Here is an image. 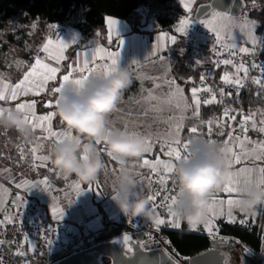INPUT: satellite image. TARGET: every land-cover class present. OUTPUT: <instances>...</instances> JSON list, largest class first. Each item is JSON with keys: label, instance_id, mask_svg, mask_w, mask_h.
<instances>
[{"label": "snow or ice", "instance_id": "snow-or-ice-1", "mask_svg": "<svg viewBox=\"0 0 264 264\" xmlns=\"http://www.w3.org/2000/svg\"><path fill=\"white\" fill-rule=\"evenodd\" d=\"M183 8L186 10L188 14L193 12V6L196 3V0H181ZM209 19H201L199 23L203 24L206 29L212 33L213 38L216 44L221 45L223 47H235L234 44L229 45L226 43L225 33L230 32L234 26H238L241 31H247L248 40L251 42L253 46L257 44L264 45V37H257L255 34V29L259 26L258 22L251 19H243L238 20L235 17L229 15L228 12L217 11L216 9H212L209 14ZM197 22V21H196ZM193 20L190 15L185 16V18L180 19L178 26L175 27L174 31L177 34L186 36L191 25L193 24ZM120 24V21L109 18L107 20L108 27V43H112V35L113 32H116L119 35V31L117 26ZM33 28L36 25L32 26ZM55 28V25L51 26ZM167 40H170L172 44L176 43L177 36L171 35L168 36L165 34ZM164 39V37H161ZM72 44L78 43V40L74 37L71 41ZM124 46L123 39L118 40V49L116 51H109L105 47H96L92 54V61H104L103 64L93 63L90 65L89 59H84L83 64L78 66V62H72L68 65V71L66 74H63L61 79V83L56 84L52 88H48L49 82L57 81L58 74L61 73V64L62 61L67 59L65 54V49L69 47V43L65 42V40L57 38L55 41L51 38H48L46 42L42 44V47L39 49L41 54H44V58H41V55H35L32 58V63L28 64L24 61H15L14 64L17 69L20 68L21 65L25 67V71L21 74V78L18 79L17 82L11 84L8 82L9 77L5 76L4 73H0V83H2V87H0V114L3 113L5 108H15L17 111L24 113L29 120V124L32 127L33 131L39 129L42 136L37 137V141L46 140L52 141V145L62 142L66 139H70L73 137V132L69 130L67 127L64 128H53V121L57 116V107L59 105V101L63 99L65 87L68 84H72L75 86H83L94 74L103 73L110 74L115 68L121 67V53ZM166 50V44L161 45L158 44L151 52V55L156 58V60L160 62L165 61V56L163 55V51ZM215 50V49H214ZM239 51L248 53L249 48L243 47L240 48ZM48 61V62H46ZM54 62V65L53 63ZM139 61L136 59L131 60L132 65L138 64ZM223 64L225 65H233L235 68V73L225 72L222 76V80L224 83L232 85L236 88L237 95L239 91L245 87L244 78L247 77L249 68L246 67L243 63L233 64V61L230 59L223 60ZM252 67L254 69H259L260 76L257 78H253V83L260 86L264 89V65H255ZM240 73L244 74V78L241 77ZM73 74H79V78L73 79ZM201 80H204V77H201ZM165 83L169 86V91L164 95L163 98L155 96L151 91H149L148 96L145 98L147 101H158L159 104L165 105H173L177 109H182V111L191 110L192 118L199 119L200 118V110L202 105H211L214 103H223V101L217 100V91L211 87H196L193 86L190 89L191 102L189 103L187 96L184 94L183 88L177 83V81L173 78L170 80H165ZM194 83V82H193ZM160 84L156 83L155 88H159ZM143 90V89H142ZM201 93H209V98H202ZM42 94H50L55 97L54 100H46L41 102V107L49 109L47 113H37L36 105L37 101L33 100H22L21 97L31 96H40ZM220 95H225L224 90H219ZM227 95H231V93H227ZM181 101L183 102V106L181 105ZM15 102V103H12ZM140 103V101H136ZM8 104L10 106H3ZM153 108L156 111H162L163 109L158 106V104H153ZM121 109L117 107L113 113L120 112ZM256 112L260 113V119H256ZM256 112H249L247 115H244L242 112L238 113L236 109L229 108L225 106L222 110L221 116L219 117H209L206 121H202L205 124V127L208 131V136L211 137L213 135L212 129L215 124V127L220 130L218 132L219 135L225 136V140L223 143H226L230 146L231 152V162L230 167L233 169V165H240L242 163V155L244 157L252 158L254 160H264V141H251L247 136V132L251 130L258 131L264 134V110H256ZM110 114V133L112 132H124V133H132L135 135L143 136L145 142V152L143 157L139 160L138 166L141 168H147L150 172V176L148 177V183L151 185L152 183H158L161 187L164 188L165 191L175 192L174 189H167V182L170 178V175L174 173V164L175 162L180 161L181 159H186L188 155H182L181 145L184 150L189 149L192 139H189L187 142L182 143L180 139V134L183 130V120L185 117L182 115L180 117V122L174 126L175 137L171 142L167 140H161L158 135H154L151 132L144 133L136 130H129L125 127L123 130L117 129L115 127V121L112 119ZM242 115L243 118L238 122L239 130L241 135H237V129L235 127V123H237V115ZM229 122H233L232 127H228ZM61 125H64L61 121H59ZM250 124V127H249ZM228 128V132L225 133L221 129ZM190 133L196 134L198 132L197 126H192L189 129ZM168 135H171V131H169ZM215 142L214 139H204ZM245 142L249 144H255V147L250 151L245 148ZM98 147L104 145L100 141H96ZM51 145V146H52ZM175 145V146H173ZM238 146V147H237ZM43 148L42 144L37 142H32L27 149V153L25 152V147L20 145L18 147V153L20 155L21 160H25L27 155L30 154L32 157L31 167L39 168L44 167L49 171L60 172L57 168H49L50 161V152L42 153L41 149ZM104 155H106L109 160L115 162L117 167H113L112 171L116 173H120L126 169V163L124 161L117 160L110 153L107 152L106 147L100 148ZM156 150H159V155L154 156L152 159H149V156ZM161 156H166L171 159L162 160ZM104 172L108 171V165L105 163ZM138 175V174H137ZM65 178L67 176L64 175ZM97 181V180H96ZM43 184L45 186L48 185V180L44 179L39 182L33 183L28 180H24L21 183H15L16 189H24L29 193L33 190V188L40 187ZM74 186L77 193H81L84 191L82 185L74 181ZM97 187H99L97 181ZM258 187L264 188V167H240L232 171L231 176L229 177L227 183L224 185L223 193H226L228 198L226 200L227 210H228V221L235 222L233 217V210L236 209V205L238 203L239 197L243 194L244 190L249 187ZM45 190V189H41ZM87 190H92L91 185H89ZM219 193H214L208 203V215L207 219L204 221L203 227L205 231L209 234L213 232V224L212 220L209 219V215L213 218L216 213L214 211V206L218 203L221 207L225 204V200L219 199ZM137 194L138 190H137ZM148 198L150 200V209L153 214L156 215V219L154 220V226L159 229V226L164 225L166 220L161 218V209H166V215L171 217L170 220L167 221L172 227L179 228L181 227L180 219L177 217L174 207L177 203L176 193L164 196L159 192L155 194H149ZM159 201V203H158ZM170 201V203H169ZM27 201L19 194H17L15 201H12V206L14 209H19L20 207H25ZM0 209H4V202H0ZM223 212L221 211V215ZM19 216V212L16 213ZM51 215L53 220L61 221L65 215V210L60 208L58 205L53 204L51 206ZM5 222H14L13 217L3 216L0 217V225H3ZM131 223V220H129ZM240 223H246V220H240ZM197 230V228L193 229V231ZM47 231L49 233L57 231V229L53 226H50ZM27 240V237H25ZM123 244L126 246L129 252L133 251V242L132 237L125 234L123 236ZM0 243H3L0 241ZM45 243L48 245H52L51 239H46ZM143 247V244H141ZM23 246H21L22 248ZM34 247V246H33ZM245 251H249V249H245ZM17 254L24 255L23 251H19ZM0 264H3L0 261ZM174 264H177L174 261Z\"/></svg>", "mask_w": 264, "mask_h": 264}, {"label": "clouds", "instance_id": "clouds-1", "mask_svg": "<svg viewBox=\"0 0 264 264\" xmlns=\"http://www.w3.org/2000/svg\"><path fill=\"white\" fill-rule=\"evenodd\" d=\"M132 84L131 74L124 67L110 74L97 73L83 86L68 84L56 109L60 121L73 133L72 138L49 149L52 165L63 175L75 176L77 182L91 184L104 170L105 161L96 141L102 142L108 153L125 163L139 161L145 152L143 136L132 133H110V114L120 104L124 92ZM0 128L15 130L29 140L33 130L28 117L15 108H5L0 114ZM230 146L204 139H193L191 155L174 164L177 203L174 211L189 230L198 228L207 219L208 203L214 193L223 191L232 174ZM137 186L135 173L126 169L116 176L112 199L130 218L153 219L148 196L133 198ZM264 209V188L244 190L236 210L256 216Z\"/></svg>", "mask_w": 264, "mask_h": 264}, {"label": "crops", "instance_id": "crops-1", "mask_svg": "<svg viewBox=\"0 0 264 264\" xmlns=\"http://www.w3.org/2000/svg\"><path fill=\"white\" fill-rule=\"evenodd\" d=\"M211 0H196L195 5L193 6V12L191 14H188L186 12V10L183 8V5L181 3V0H179V3L181 5V7L184 9L185 14L181 15L179 17V19L177 20V22L169 29H162V30H155V28L149 26V25H145L141 31H133L131 25L119 18H114V17H107L105 20V25L100 28L99 30H97L95 33H93L90 36H84L81 31H79L77 28H75L72 24L68 23V24H59V23H54V24H48L44 21L41 20H36L34 22H40V27L37 29V27L35 28L34 31L30 32L29 27H22L21 29H19L17 32H11L14 33L16 35L19 34V36H21V39H19L20 41L22 40V45H29V51L23 54V61L28 64L32 63V58L35 55H41V58H44V54H41L39 52V49L42 47V44L44 42H46V40L48 38L53 39L54 41L57 38L63 39L65 40V42L69 43V47L67 49H65V54L67 56V59L62 61L61 64V71L62 69L64 70L63 74H66L68 71V65L71 64L72 62H78V66L83 64L84 59H89L90 61V65H92L93 63H100L103 64L104 61H96L93 62L91 57L92 54L94 52V49L96 47H105L107 48L109 51H116L119 50L117 45H118V40L119 39H123L124 41V46L122 49V53H121V67L126 68L130 74H131V79L132 82L138 83V82H145V81H158L159 79H161V76H164L166 79L170 80V79H176L177 76V70L179 67V64L181 62V60L185 57L188 56L191 60V63H193L195 61V58L200 61L201 63H199V66L204 67L205 63H208L210 61V59L213 58V51H212V41L210 39V37H213L212 33L209 32L206 27L199 23V20L201 19H209L210 16L209 14L211 12H209L205 17L201 18V19H196L195 17V13L196 10L198 8L199 5L201 4H205L210 2ZM243 1V8L241 10L240 13L238 14H230L232 17L237 18L238 20H243V19H251L247 14H243L242 11L246 5L245 0ZM217 10V9H216ZM219 11V10H217ZM223 12V11H221ZM190 15L191 19L193 20V24L191 25L188 33L186 36L180 35L175 33L174 29L176 26H178L179 20L185 18V16ZM109 18L115 19L120 21V24L117 26V29L119 31V35H117L116 32H113L112 35V43L109 44L108 43V27H107V20ZM253 20V19H251ZM197 21V22H196ZM33 22V23H34ZM55 25V28H52L51 26ZM233 31L231 30L230 32L225 33V37H226V43H228L229 45L234 44L235 47H228L234 50L239 51L240 48L243 47H248L249 48V52L248 53H244L242 52L245 56H249V55H253V53L256 51L257 49V45L253 46L251 44V42L246 41L245 38H239V40H237L238 37V33L241 32V29L238 26H234ZM246 31V30H245ZM243 31V32H245ZM247 33V31H246ZM38 34V35H37ZM165 34H167L168 36L171 35H176L177 36V40L175 44H172L170 40H167ZM255 34L257 37H260L257 33V28L255 29ZM39 36V39L38 37ZM76 38L78 40V43L72 44L71 41L73 40V38ZM161 37H164V39H161ZM15 39H17V36H15ZM234 39V40H233ZM20 41H17L20 42ZM188 42L187 44L189 45L188 47L184 46V42ZM165 45L166 44V50L163 51V55L165 56V61L164 62H160L158 60H156V58L154 56L151 55L152 50L158 45ZM33 45V47H32ZM186 49L187 54H185V56H181L182 58H177V60L175 61V59L172 58V56L179 54L181 49ZM241 52V51H240ZM191 53V56H190ZM195 57V58H193ZM136 59L137 61H139L138 64L136 65H132L131 64V60ZM48 62V61H46ZM54 65V62H52ZM210 64V63H209ZM55 66V65H54ZM205 68V67H204ZM208 69V68H207ZM26 69L24 68L22 73L25 71ZM169 71V73H167L166 75L164 74L166 71ZM224 71L228 72V73H235V68L233 67V65L229 66L228 70ZM62 74V75H63ZM241 74V73H240ZM62 75L60 76V73L58 74V77L60 76V78L62 77ZM210 75L212 76V81H214V73H210ZM178 77V76H177ZM259 77V76H258ZM59 78V83H61V79ZM73 79L79 78V74H73L72 76ZM257 78V77H254ZM184 78H179L178 82H180L182 85L184 84L183 81ZM192 79V77H191ZM220 79V78H219ZM15 82L12 81V84H14ZM53 83V82H49ZM191 83V81L185 85L184 88V92L188 98V100L191 102V95L189 93V89H188V85ZM0 87H2V83H0ZM48 84V85H49ZM255 84V83H253ZM188 89V92H186V89ZM36 97V96H35ZM22 100H33L35 99L34 96H27V97H21ZM55 99V98H54ZM36 100V99H35ZM15 103V102H12ZM3 106H10L8 104H5ZM204 105L201 106V110L200 113L202 112V107ZM36 112L37 113H43V112H39L37 110L36 107ZM46 113V112H44ZM257 114V113H256ZM189 119H194L191 117H188L186 120V126H187V121ZM141 124V123H140ZM139 124V125H140ZM138 125V126H139ZM142 125V124H141ZM135 127V128H138ZM143 127V125H142ZM191 127V126H190ZM53 128L55 129V122L53 121ZM64 129H66V127H63ZM0 135L3 134V136H6L7 138L11 139L10 137V133L9 130L0 128ZM252 132V131H251ZM37 134L38 136H42L43 133H41V131L39 129H37V131H33V135ZM74 135V133H73ZM183 137H184V131L182 133ZM252 135L254 136L255 133L252 132L250 134V136H248L250 138L251 141H254L252 138ZM32 137V136H31ZM186 139V138H185ZM30 142L29 140H24V138L21 139V143L26 144V142ZM48 142V141H47ZM17 143V142H14ZM246 145H248V148L253 145V144H249L247 142H245V148ZM100 149V147H98ZM191 148V146H190ZM251 150V148H250ZM101 155L105 161V163H107L108 165V171L104 172L102 171L101 174L99 175V178L101 177V180L104 181V186H105V190L107 192H104V188H102L101 184V190H103V192L105 193V197L108 196L109 199L106 200L105 203H107L109 206L107 208H109L108 210H106V205H103L105 203L101 202L100 199H95L97 198L95 196L96 193H94V188H92V190H87L88 193H77L75 186H74V181H77V178H74L75 176H69L67 178L64 177L63 174H60L58 172H54V171H49L46 168H39L37 172H34L31 175L32 180L31 182L36 183L39 182L41 180L47 179L48 180V185L45 186L43 184L40 185V187H36L33 188V190L29 193L27 190L22 189L21 192L23 194V197L25 198V200H36L39 201L41 203H43V205H45L46 209H47V213L50 217H52L51 215V206L53 204L58 205L60 208H63L65 210V215L63 217V219L61 220V222H64V224H66L69 228H75L78 227L80 225L86 224L88 225L90 228H92L96 233H100L104 228H105V224L103 222V217H106L107 220L109 219H113L112 216V210L111 209V199L112 196L114 195L115 192V188H116V176L118 175V173L113 172L112 168L113 167H117V165L115 164V162L109 160V158L103 154V152H101ZM159 155V150H156L152 153L151 156H149V159H152L154 156ZM105 156V157H104ZM243 160L242 163L240 165H233V170L240 168V167H264V161L260 162L259 164V160H254L252 158H246L244 156H242ZM162 160H167V159H171L168 158L166 156H161ZM138 162H129L126 163V169H131L136 176L137 179V186L133 192V198H136L137 194V190L138 193L141 194L143 191L147 190L151 185H149L148 183V177L146 175V169L147 168H141L138 166ZM173 163H175V161L173 160ZM49 168H55L52 166V163L49 164ZM125 169V170H126ZM124 171V170H123ZM138 174V175H137ZM111 178L114 183V185L111 187L110 183H111ZM0 183L5 187V198L4 201H6V198L8 197V194L10 193L12 187H14L11 183H9L8 181L4 180L3 178H1L0 176ZM92 184V183H91ZM91 184H85L82 183V185L88 186ZM2 187V188H4ZM92 187V186H91ZM41 189H45L44 191ZM65 194V196H64ZM226 193H224L221 196H225ZM87 196V197H85ZM35 198V199H34ZM99 204L101 205V207H99ZM124 213L121 212L118 215H123ZM246 216H248L249 218H247ZM257 217H255L256 220H253L254 217L249 216V215H244L241 214L240 212L237 214H233L234 220L235 222H231V223H239L245 226H254V225H258L261 226L262 228V232H263V242H264V209H261L259 214L256 215ZM116 218V217H115ZM119 218H116L115 220H118ZM224 219L226 221H228L227 218H221ZM219 219V220H221ZM218 220V221H219ZM240 220H246V223H240ZM181 223V227L176 228L174 227L173 229H183L184 225H186L185 223H183L180 220ZM187 227V225H186ZM188 229V227H187ZM189 230V229H188ZM191 232H198V233H205L208 236H210L211 238L214 237V235H211L209 233H207L205 231V229L203 228V225L201 224L197 230L193 231V230H189ZM218 232H219V227H218ZM225 240L228 241V237H224L222 236ZM216 238V237H214ZM222 238V239H223ZM244 249H248L245 247H241ZM249 252H252V254H254V256H256V258H259L257 260V264H264V259H262L261 256L264 255V243L262 245V248L259 252H255L251 249H249Z\"/></svg>", "mask_w": 264, "mask_h": 264}, {"label": "trees", "instance_id": "trees-1", "mask_svg": "<svg viewBox=\"0 0 264 264\" xmlns=\"http://www.w3.org/2000/svg\"><path fill=\"white\" fill-rule=\"evenodd\" d=\"M246 5L242 13L247 14L251 19L258 22L257 33L261 37L264 35V0H245ZM147 6L156 15L157 25L155 30L169 29L185 14L179 0H0V32L6 29L9 21L14 17L25 12V21L32 23L36 20L44 21L48 24H72L84 36H90L105 25L107 17H114L128 22L133 31H141L147 25L143 17L139 14L140 7ZM8 41L15 42L19 47L22 46V40L16 42L15 34L7 35ZM7 48V44L4 46ZM8 49V48H7ZM254 55L258 60L264 61V50L258 49ZM191 60L185 56L178 67L177 76L180 78L192 77L198 78L201 71L207 67L199 66L193 68ZM209 73H214V81L217 82L223 72V67L213 69L208 67ZM64 73L62 69L60 76ZM57 81L50 83L48 88H52L59 84ZM260 76V75H259ZM253 79V78H252ZM135 82H132L130 88H134ZM186 89V88H185ZM188 92V89H186ZM37 101V110L39 112H48L49 109L41 107V102L46 100H54V96L50 94H42L34 97ZM256 110H264V89L251 83L248 87L245 100V113L256 112ZM220 108L214 104L204 105L199 119H189L186 128H189L194 121H206L209 117H219ZM259 114V112H256ZM58 115L54 119L56 128L66 127L59 123ZM207 129V128H206ZM225 132L224 129H221ZM220 130L213 126L211 137L206 132V137L220 142L224 136L218 134ZM1 133V132H0ZM11 139H14L15 130H9ZM252 133V132H251ZM18 134V133H17ZM75 134V133H74ZM187 129L184 131V137H193ZM1 138L6 139L5 136ZM104 147V145H101ZM105 157V156H104ZM13 188V187H12ZM99 207L101 205L99 204ZM105 228L96 233L99 241L111 239L120 235L124 226L119 220L103 217ZM219 233L224 237L232 239L235 246H241L259 252L263 245V232L261 226L254 225L252 227L239 223H231L224 219L218 221ZM166 245L167 250L177 259L182 261V256H194L210 247L211 237L205 233L191 232L184 225L183 229H163L158 234ZM233 248V249H234ZM108 263L109 260L105 259Z\"/></svg>", "mask_w": 264, "mask_h": 264}, {"label": "built area", "instance_id": "built-area-1", "mask_svg": "<svg viewBox=\"0 0 264 264\" xmlns=\"http://www.w3.org/2000/svg\"><path fill=\"white\" fill-rule=\"evenodd\" d=\"M138 12L143 17L147 25L153 28L156 27V15L150 10L149 7H140ZM261 37H264V35ZM213 44L215 45V50L213 51L212 61L216 67H224L225 69V67L228 65L223 64V60L230 59L233 61V64L243 63L249 68L248 75L246 78H244L245 87L242 88L237 95L236 88L232 85L224 83L222 80V76L225 73L224 70L220 76V79L217 82H213L210 73L207 71V69H204L201 71L198 78H192L191 83L188 85L189 93L193 86L198 88L211 87L217 91V100L223 101V103H214V105L220 108L221 113L223 108L227 106L229 108L236 109L238 113L242 112L244 115H247L245 113V100L248 87L252 83V77L260 75L259 69H254L252 65H264V61L258 60L254 55L258 48L253 53V55L245 56L240 51L216 44L215 40ZM191 66L193 68L198 67V65L195 64H191ZM201 77H204V80H201ZM220 89L224 90L225 95L222 96L219 94ZM227 93H231V95L229 96ZM200 95L202 98L210 97L209 93H201ZM242 118V115H237V123H235L237 135H241L238 122L242 120ZM202 121L203 120H196L191 125L198 127V132L194 134L195 138L209 139L206 137L207 129ZM232 126L233 122H229L228 127ZM224 130L225 133L228 132V128H224ZM250 130L247 132V135ZM224 140L225 136L219 143H223ZM182 155L190 156L191 148L188 151H182ZM146 175L147 177L150 176L148 169H146ZM167 189H174L175 192L165 191L164 188L158 183H152L147 190L143 191L141 194H138L136 198L139 196H148L149 194H155L157 192L164 196L175 194L178 188L177 184L174 182V173L171 174L170 178L168 179ZM17 194L23 197L22 192L19 189L13 187L9 197L5 202L4 209L0 211V217L9 216L14 218V222H5L3 225H0V241L3 242L0 243V261H2L3 264H32L33 261L37 260L40 262V264H50L55 259L62 257L72 251L87 248L99 242L96 232L88 225L83 224L75 228H69L66 224H64V222L53 220V218L48 215L45 205L39 201L29 199L27 200L25 207L14 209L12 206V201H15ZM223 194L224 193L221 191L219 196ZM17 211L19 212V216L16 215ZM153 217V219H145L143 217L130 218L123 214L118 220L124 226L122 233H131L134 235L140 245L143 244V247H146L150 244L155 245L157 242H160L162 247L167 249L165 246L166 244L161 239H159L158 234H160L163 229L174 228L169 223H167L171 217L166 215V209H161V218L165 219L166 223L159 226V229H157L153 223L156 219V215L153 214ZM129 220H131V223ZM50 226L55 227L57 231L49 233L47 229ZM139 234H144L145 237L143 239L138 238L137 236ZM25 237H27V240H25ZM46 239L52 240L53 243L51 246L45 243ZM21 246L23 247L21 248ZM19 251H23L24 255L17 254ZM189 259V256H182L183 262H188Z\"/></svg>", "mask_w": 264, "mask_h": 264}, {"label": "rangeland", "instance_id": "rangeland-1", "mask_svg": "<svg viewBox=\"0 0 264 264\" xmlns=\"http://www.w3.org/2000/svg\"><path fill=\"white\" fill-rule=\"evenodd\" d=\"M25 12H21L20 15L14 17L13 19H11L9 21L8 26L6 27V29H4L3 31L0 32V73H4L5 76L9 77L10 79L8 80L9 83L12 84L13 82H17L18 79L21 78V74L23 69L25 68L23 65L20 66L19 69H17V67L15 66L14 62L15 61H23V54L29 51V45H25V46H18L17 44H15V42H9L7 35L11 32H17L19 29H21L22 27H32L33 25H36L37 29L40 27V22H32V23H28L25 21ZM35 27V28H36ZM35 28H29L30 32L31 29L32 31L35 30ZM34 29V30H33ZM233 31V29H232ZM38 35V34H37ZM17 36V41H20L19 39H21V36H19V34L16 33ZM39 39V36H37ZM239 38H245L246 41L248 40L247 37V33L246 31L243 32H239L238 33V37L237 40H239ZM212 43H214V38L210 37ZM234 40V39H233ZM184 42V41H183ZM250 42V41H249ZM188 42H184V46L188 47L189 45L187 44ZM7 44V48L5 49V45ZM260 44L257 45V48L264 50V45ZM33 47V45H32ZM215 45L212 44V51H214ZM185 54H187L186 49H181L179 54H176L174 56H172L173 59H175V61L177 60V58H182L181 56H185ZM191 56V53H190ZM195 58V57H193ZM213 59H210V61L208 63H205L203 65H205L204 67H213V69H217L219 67H216L212 61ZM26 62V61H25ZM199 63H201L200 61H198L195 58V61L192 64L195 65H199ZM210 63V64H209ZM229 65L225 67V70H228ZM224 70V67H223ZM226 72V71H224ZM167 73H169V71L167 70L164 74L166 75ZM242 78H244L243 74H240ZM259 75H256L254 77H258ZM252 77V78H254ZM179 76H176V81L177 83L180 85L181 88L185 87V85H187L192 79L191 77L188 78H184V84L182 85L180 82H178L179 80ZM166 79L164 76H161V79H159L158 81H145V82H138L135 84L134 88H128L125 90L123 98L120 102V104L118 105V107L121 109L120 112L118 113H113L111 114L112 119L115 121V127L117 129L123 130L125 127H127L129 130H136V131H140V132H144V133H148L151 132L154 135H158L161 140H167L168 142H171L173 140V138L175 137V131H174V126L180 122V117L183 115L185 117V119L183 120V130L180 134V139L182 141V143L187 142L189 139H196L195 136L193 137H187L185 139V137H183L182 133L183 131H185L186 129L189 131V128H186V120L188 117L192 116V111L189 109L187 111H182V109H177L173 105H165V104H159L158 101H147L145 98L148 96L149 91H151L155 96L157 97H161L163 98L164 95L169 91V86L165 83ZM158 83L160 84L159 88H155V84ZM252 83H253V79H252ZM1 85V84H0ZM143 89V90H142ZM184 90V88H183ZM185 94V92H184ZM186 96V94H185ZM136 101H140V103H137ZM189 101V100H188ZM190 103V101H189ZM153 104H158V106L160 108H162V111H156L153 108ZM181 105L183 106V102L181 101ZM256 119L259 120L260 119V113L256 114ZM143 127H142V125ZM140 124V125H139ZM139 125V126H138ZM138 128H135L137 127ZM37 131V130H36ZM169 131H171V135H168ZM251 131L255 133V135H252V138L254 141H264V134L255 131V130H250V132L248 133L247 136H250ZM190 132V131H189ZM3 136L0 135V176L1 178H3L4 180L8 181L9 183H11L13 186L15 185V183H21L24 180H28L31 181L32 177L30 174L37 172L39 168H44V167H39V168H35V167H31L30 164L32 163V157L30 154L27 155L25 160H21L20 159V155L18 153V147L20 145H23L25 147V152L27 153V149L28 146L32 143V142H37L39 144L43 145V148L41 149L42 153H48L49 149L52 145V141H46V140H39L37 141V137L38 135H32V137L30 138V142H26V144L21 143V139L23 137H21L19 134H14L15 138L14 139H9L6 136V139L1 138ZM17 142V143H14ZM175 146V145H173ZM191 146V145H190ZM238 147V146H237ZM255 144L251 145L248 148V145H246V149L250 151V148H254ZM190 149V147H189ZM189 149L185 150L188 151ZM181 150L184 151V149L182 148L181 145ZM243 156V155H242ZM247 158V157H246ZM243 160V158H242ZM264 160H259V164L261 162H263ZM53 166V165H52ZM54 167V166H53ZM76 178V177H74ZM111 179V178H109ZM1 180V179H0ZM3 181V180H1ZM97 181L99 184V187H97ZM97 181L92 182L91 186L92 188H94V193L95 196L97 198L95 199H100L101 202L105 203L107 199H109L108 196L105 197V193L107 195V192L105 190V186H104V181L101 180V177L97 179ZM4 182V181H3ZM83 182H80V184L82 185ZM115 182L112 181L111 179V183L110 186L112 187L114 185ZM102 188H104V192L103 190H101V186ZM88 185V184H87ZM4 187L1 183H0V202L4 201L5 198V187ZM15 187V186H14ZM83 189H84V193H88L87 189L88 186L82 185ZM20 191L22 189H19ZM11 192V191H10ZM10 193L8 194L9 197ZM65 196V194H64ZM7 197V198H8ZM87 197V196H85ZM6 198V200H7ZM228 198H232V197H228V195L226 194L225 196H219V199L225 200V204L221 207V205H219L218 203L214 206V211L216 213L215 217L213 218L211 215H209V219L212 220V224H213V232L211 233V235H214V237L216 238H223L222 235H220V233L218 232V220L221 218H227L228 219V210H227V204H226V200ZM35 199V198H34ZM6 202V201H5ZM4 202V205H5ZM106 205V210H108L109 208H107L109 205L107 203L103 204ZM111 209H113L112 211V218L116 219V218H120L122 215H118L119 213H121V209L118 206V204L111 199ZM2 209H0L1 211ZM221 211L223 212V214L221 215ZM239 213L238 210L234 209L233 210V214H237ZM116 217V218H115ZM247 218H249L248 216H246ZM254 217L253 220H256L255 217L257 216H252ZM204 223H202L203 225ZM204 228V227H203ZM207 232V231H206ZM208 233V232H207ZM223 240H225L223 238ZM232 239L229 238L228 241H231ZM227 241V240H226ZM264 243V242H263ZM234 248V247H233ZM232 253L234 254V256H236V263L234 262V264H257V260L259 258H256V256H254V254H252V252L249 251H245L244 248H241V246H236L233 250ZM262 259H264V255L261 256Z\"/></svg>", "mask_w": 264, "mask_h": 264}, {"label": "water", "instance_id": "water-1", "mask_svg": "<svg viewBox=\"0 0 264 264\" xmlns=\"http://www.w3.org/2000/svg\"><path fill=\"white\" fill-rule=\"evenodd\" d=\"M213 8L234 15L241 12L243 1L211 0L198 6L195 13L196 19L205 17ZM125 234L132 237L133 251L131 252L122 242ZM137 237L143 239L145 236L139 234ZM234 246L235 243L232 240L226 241L212 237L207 250L191 256L188 262H183L162 247L160 242L142 247L134 235L127 232L111 239L99 241L90 247L72 251L55 259L50 264H174V261L177 264H229L228 251ZM105 259H108L109 262L107 263ZM32 264H40V262L37 260Z\"/></svg>", "mask_w": 264, "mask_h": 264}, {"label": "flooded vegetation", "instance_id": "flooded-vegetation-1", "mask_svg": "<svg viewBox=\"0 0 264 264\" xmlns=\"http://www.w3.org/2000/svg\"><path fill=\"white\" fill-rule=\"evenodd\" d=\"M232 250L233 249H231V250H229L228 251V262H229V264H234V262L236 263V256H234V254L232 253Z\"/></svg>", "mask_w": 264, "mask_h": 264}]
</instances>
